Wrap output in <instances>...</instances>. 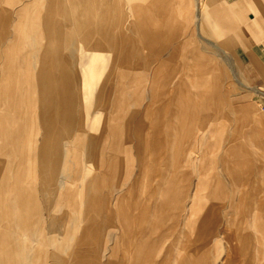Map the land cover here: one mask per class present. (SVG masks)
<instances>
[{"label":"crops","instance_id":"1","mask_svg":"<svg viewBox=\"0 0 264 264\" xmlns=\"http://www.w3.org/2000/svg\"><path fill=\"white\" fill-rule=\"evenodd\" d=\"M204 1L3 0L0 264H46L56 252L71 254L73 263L89 264L95 260L94 237L103 232L114 252L123 250L118 262L142 264L160 229L159 235L172 239L174 247L173 255L168 247L165 264H189L181 258L184 251L191 264H209L210 253H215L214 264H242L236 260L238 243L251 246L249 264H264V142L249 138L236 143L233 136L226 144L211 142L224 129L194 126L201 112L209 110L212 90L196 52L180 67L173 66L172 72H179L176 79L163 72L173 59L167 57L183 54L193 42V25L197 29L202 22ZM252 1L223 0V7L213 6L223 17L224 36L237 32L243 40L238 10L252 7ZM210 3L205 15L212 12ZM126 14L136 25L139 42L128 46L121 40L110 57L103 48L110 38L107 25L125 24ZM177 14L187 24L181 33L173 32ZM249 16L251 23L244 29L251 32L254 16ZM96 38L101 41L97 51L92 43ZM159 43L161 48L151 52ZM115 64L125 69L115 73ZM160 86L178 93L171 101L170 119L152 120L145 127L138 123L137 135L143 138L123 142L117 124L140 115L129 108L138 110L145 92ZM99 88L105 93L100 98L103 111L115 121L106 119L92 133L93 123L108 117L92 103ZM249 90L264 98L258 89ZM155 102L145 104L148 117L154 115ZM221 117L228 122L227 112ZM126 153L130 165L119 157ZM219 157L224 159L225 178L216 170ZM92 160L97 167L89 164ZM211 185L218 202L210 206ZM198 221V251H191ZM23 236L35 239L36 246ZM220 243L226 245L222 258Z\"/></svg>","mask_w":264,"mask_h":264},{"label":"rangeland","instance_id":"2","mask_svg":"<svg viewBox=\"0 0 264 264\" xmlns=\"http://www.w3.org/2000/svg\"><path fill=\"white\" fill-rule=\"evenodd\" d=\"M223 0H212V6L210 15H205L208 12V4L210 0H205L202 7L200 8V14L202 16V22L200 26L195 29L193 25V42L188 43L184 47V53H179L173 57L168 59L163 72L170 73L172 79H176L179 72H172L173 66L184 64L191 56L189 53L196 52L194 58H201L200 65L202 71L205 72L206 77H208L211 81L212 90L208 91L211 94V102L208 104L209 110L201 112V115L197 118L198 122H195L194 126L197 128V125L202 126L203 128L215 124L219 129H224V132H219L216 137L211 138V142L215 139L223 140L222 143L226 139L230 140L233 136V139L237 142H242L245 139H252V142L261 143L264 142V98H261L258 94L251 92L249 88H256L260 91H264V6L261 5V1L263 0H254V5L252 7H245L244 10L241 11L237 2L241 0H226L229 3L236 2L235 6L238 10V13L244 22V27L247 28V24L250 22L249 14L254 16V26H252V31L248 32L244 27L241 29L243 31L244 38L241 40L237 36V32H229L227 35L224 34V26L222 24L223 17L221 13H216L213 9L215 5H222ZM243 1V0H242ZM3 0H0V5ZM214 6V7H213ZM225 6V5H224ZM223 7V5L221 6ZM68 13L70 12L69 8H67ZM113 10V9H112ZM84 11V10H82ZM195 12V10H194ZM111 18H115V13L110 14ZM127 21L123 25L117 24H109L107 25L108 31H105V34L110 35V38L105 39V53L109 54L110 57L113 53H115L117 45L121 42V40H125L128 46H133L134 44H138V38L136 37V25L133 23H129L132 20L131 16L126 14ZM177 22L174 25L173 32L181 33L183 31L182 27L187 26L186 23L182 22L179 15H176ZM123 37V38H122ZM166 38V35H165ZM163 39L164 42L167 41ZM46 39L43 40L45 43ZM103 41V39H102ZM101 42L100 39L96 38L92 40L94 43V50L97 51L98 45L96 44ZM64 43V42H62ZM163 43V41H161ZM64 47V45H63ZM60 47L61 49L63 48ZM161 48V44L154 45L152 47L151 52L157 51ZM167 53L166 51L164 54ZM65 56V55H64ZM165 58V57H164ZM144 63V62H143ZM115 73L122 71L123 67L118 64L114 65ZM138 71V70H136ZM142 71V70H140ZM148 74V73H147ZM204 74V73H203ZM149 75V74H148ZM107 73L105 74L106 81ZM104 78V79H105ZM149 80V76H148ZM241 85H245L248 89L241 87ZM105 93L102 90L97 89L95 94L92 97V103L95 106V109L99 110L100 113H108V117H102L99 119V122L95 121L93 123V127L91 128V132L95 133L94 129H99L101 124L106 121L114 122L115 117L111 115L110 112L103 111V106L100 103V98L103 97ZM209 94V95H210ZM178 95L176 94L175 89H167V87H157L153 92L147 90L144 94V100L141 103V106L138 110L137 108H129V111H139L137 117L131 118L130 121L123 120L119 122L116 127L119 130V136L121 137L123 142L128 137H132L136 140H141V134L137 135V129L139 128L137 125L141 123L142 126L148 125L152 120L155 123H161L163 121H167L170 119L171 114H173V107L171 101L173 97ZM156 99V102L153 104L154 115L153 117H148L147 111L145 108L146 103H152V100ZM258 105V109L255 112L254 107ZM143 107V108H142ZM152 108V106H151ZM249 110L247 112L246 109ZM110 109V108H109ZM150 109V108H149ZM227 112L229 114L228 122L225 123V120L222 119L221 113ZM116 125V124H115ZM29 135L33 133V128L28 129ZM143 138V137H142ZM36 139L39 140L40 136H36ZM124 146H127L124 144ZM251 150V149H250ZM211 153V152H210ZM214 153V152H213ZM250 154H253V151H250ZM264 154V152L262 153ZM120 159H124L127 165H130V155L129 153L119 155ZM252 159V158H251ZM208 160H213L208 157ZM216 170L222 174L224 177V166L222 165L224 162L223 158L216 159ZM90 165L97 167V160H92ZM192 170V178L190 179L191 183L194 182L195 175L193 174L194 168ZM29 175V170H26ZM34 174V173H33ZM34 176V175H32ZM37 178L39 175L37 174ZM225 178V177H224ZM225 180V179H224ZM114 182L109 183L108 185L112 186ZM214 186L211 185L209 188L210 194L208 195V202L211 206V203L218 202V199L213 195ZM192 188V186H191ZM128 200H131L132 197H128ZM125 203V201L123 202ZM188 200L186 201V204ZM208 204V209H209ZM122 205V204H121ZM162 217L158 216V219ZM163 219V218H162ZM183 220V216L179 217V222L181 223ZM154 224L158 223L157 219L154 218ZM108 224V223H107ZM148 225V222L146 223ZM145 224V225H146ZM200 224L198 221L196 223V229L193 232V235L190 237V240L193 241V245L191 246V251H198V230L197 226ZM167 225V223H166ZM109 225H106V231H109ZM218 228V226H217ZM162 229L155 232L153 242L154 249L151 250L145 257V263L142 264H165L162 262L164 258H166V251L168 247H171L170 252L172 250V255L174 253L173 241L172 239H163L161 235ZM160 232V233H159ZM94 237V236H93ZM22 239H30L31 245L36 246L35 239L27 238L25 236ZM94 243L92 247L94 251L91 253V256L95 259L92 263L89 264H115L114 261L118 262L122 257V249L114 252L112 248V240L107 237V232H103L98 239L94 237ZM93 240V239H92ZM129 238L126 239V245L129 243ZM188 244L186 245V247ZM220 257L222 258L226 253V245L224 243H220L218 245ZM238 254L236 255V260L242 262V264H249L251 246H244L242 243H238L237 248ZM50 253H53L50 251ZM215 253H210L209 264L215 263ZM53 256V257H52ZM185 262L190 263V256L187 251L182 253L181 257ZM153 262V263H152ZM46 264H80L72 262L71 254H62V253H54L49 256ZM116 264H122L118 262ZM171 264V263H170Z\"/></svg>","mask_w":264,"mask_h":264},{"label":"bare ground","instance_id":"3","mask_svg":"<svg viewBox=\"0 0 264 264\" xmlns=\"http://www.w3.org/2000/svg\"><path fill=\"white\" fill-rule=\"evenodd\" d=\"M259 93L264 97V91L262 92V91L259 90Z\"/></svg>","mask_w":264,"mask_h":264},{"label":"built area","instance_id":"4","mask_svg":"<svg viewBox=\"0 0 264 264\" xmlns=\"http://www.w3.org/2000/svg\"><path fill=\"white\" fill-rule=\"evenodd\" d=\"M263 92V91H262Z\"/></svg>","mask_w":264,"mask_h":264}]
</instances>
